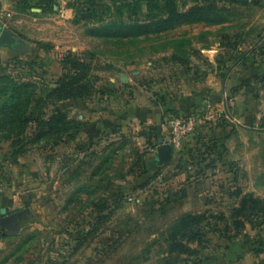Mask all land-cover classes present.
Listing matches in <instances>:
<instances>
[{"label":"rangeland","instance_id":"374dc122","mask_svg":"<svg viewBox=\"0 0 264 264\" xmlns=\"http://www.w3.org/2000/svg\"><path fill=\"white\" fill-rule=\"evenodd\" d=\"M15 1L0 24L21 48L0 46V87L9 75L35 82L39 96L51 91L71 51L89 67L92 88L42 103L44 118L66 115L74 139L33 143L32 123L18 138L0 130V217L13 215L0 223V264H264V220L251 211L239 232L223 230L231 223L223 219L213 230L209 218L193 254L170 251L168 241L183 213L228 217L241 196L264 199V0L222 1V23L133 38L88 35L99 20L87 0H32L37 6L25 11ZM170 41L184 42L187 66L167 59ZM177 96L195 102L161 110ZM177 115L198 119L178 147L170 142ZM164 143L170 153L159 158Z\"/></svg>","mask_w":264,"mask_h":264},{"label":"trees","instance_id":"16d2710c","mask_svg":"<svg viewBox=\"0 0 264 264\" xmlns=\"http://www.w3.org/2000/svg\"><path fill=\"white\" fill-rule=\"evenodd\" d=\"M87 0L86 11L91 12V19H97V24L88 25V35L104 37H140L160 33L178 24L206 21L222 23L225 21L228 7L219 4L222 1L234 2L237 0H194L189 7L179 8L174 0ZM243 1V0H239ZM17 8L21 11L33 8L36 4L32 0H16ZM37 6V5H36ZM112 7L116 12L108 17L103 15ZM143 7L145 10L143 11ZM131 9L128 16H123V9ZM43 11H51L49 7H42ZM227 38V35H225ZM224 39V37H223ZM222 39V42L224 41ZM184 42L170 41L173 49L170 52V61L182 66L190 62L188 53L181 46ZM231 47L228 41L223 43ZM195 52V49L192 50ZM166 58V57H165ZM61 65L65 70L56 87L51 91H43L37 95V85L30 80L16 81L9 75L4 86L0 87V130L2 137L18 138L27 129L29 123L33 124L32 142L45 140L46 143L58 144L62 138L74 139L76 131H71L70 120L63 112H53L48 118L43 117L42 103L44 99L57 97L58 100L79 98L89 94L92 80L88 79L89 67L83 63L76 53L67 51L61 57ZM251 211L264 220V199L252 193L240 197L237 205L230 209L228 217L223 214L198 212L183 213L168 230L169 248L172 252L193 254L196 248L191 243L202 242L201 228L214 218L212 229H217V220H231L226 222L223 230L234 228L237 232L245 226L247 212Z\"/></svg>","mask_w":264,"mask_h":264},{"label":"water","instance_id":"95a60500","mask_svg":"<svg viewBox=\"0 0 264 264\" xmlns=\"http://www.w3.org/2000/svg\"><path fill=\"white\" fill-rule=\"evenodd\" d=\"M0 46L9 47L14 50H18L21 48V41L17 34L11 30L9 27L4 26L0 30ZM171 146L169 144H162L159 146V158H167L170 153ZM13 215H7L0 217V223L2 225H9L12 221Z\"/></svg>","mask_w":264,"mask_h":264},{"label":"built area","instance_id":"2783aa9c","mask_svg":"<svg viewBox=\"0 0 264 264\" xmlns=\"http://www.w3.org/2000/svg\"><path fill=\"white\" fill-rule=\"evenodd\" d=\"M198 119L195 116L177 115L170 118V127L172 128V137L170 142L178 147L182 139L191 132Z\"/></svg>","mask_w":264,"mask_h":264},{"label":"crops","instance_id":"0c3cea01","mask_svg":"<svg viewBox=\"0 0 264 264\" xmlns=\"http://www.w3.org/2000/svg\"><path fill=\"white\" fill-rule=\"evenodd\" d=\"M36 1V0H34ZM11 6V3L8 2V0H0V15L2 12L6 11V10H9ZM9 27L7 24L3 23L2 25L0 24V30L4 27ZM120 80L122 81L123 80V75H120ZM127 80V79H126ZM126 82V81H125ZM128 83V81L126 82ZM169 97H167V99L163 102V105L161 106V110H165V109H168V108H182L184 107L187 103L188 104H193V102H195L194 100L195 99H192L190 96L189 97H178L177 96V102H172L170 103V99H168ZM188 98V99H187ZM146 111V115L150 116V115H153V112L149 111L148 109H145Z\"/></svg>","mask_w":264,"mask_h":264}]
</instances>
